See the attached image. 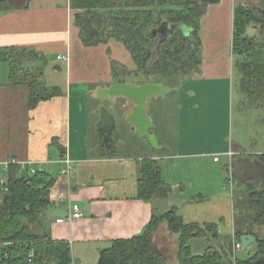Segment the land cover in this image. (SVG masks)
Here are the masks:
<instances>
[{
    "label": "crops",
    "instance_id": "crops-1",
    "mask_svg": "<svg viewBox=\"0 0 264 264\" xmlns=\"http://www.w3.org/2000/svg\"><path fill=\"white\" fill-rule=\"evenodd\" d=\"M70 1L32 0L27 8L0 10V48L27 47L44 54L47 64L42 78L48 87L58 89V93L31 106L30 85L15 83L9 62L0 60V169L7 174V179L10 174L20 175L32 166L53 173L55 182L50 199L53 206L45 212L44 229L53 239H65L71 244L73 264H97L101 252L114 240L142 233L153 213L163 211L159 214H164L171 207H176L188 223H216L221 236L229 232L234 235L236 229L246 232L254 229L263 235V228L253 226L252 221L242 224L236 220L233 192L228 191L225 184L221 189L219 181L214 189L209 178L204 184L194 183V174L190 171L193 166L212 155L213 161L219 160L215 159V150H208L204 141L201 140L204 146L197 148L195 137L203 136L199 131H204L201 128L204 117L198 124L196 118L182 111L192 113L194 106L202 109L210 103L189 107L186 101V109L180 103L179 144L174 151L165 142L161 148L139 157L117 152L101 157L99 151L92 152L86 124L89 100L99 94L101 88L110 87L121 76L134 71L136 65L126 46L115 38L96 46H84L75 21L77 10ZM240 3L264 7V0H220L210 4L201 18L202 60L190 76V80L202 83L200 92H214L216 81H228L234 74V60L227 45L233 36L234 8ZM115 61L119 66L114 69ZM31 63L33 67L40 64L35 60ZM207 82L213 86L204 84ZM190 92L195 95V91ZM73 94L77 97L76 107ZM126 112L130 114L131 110ZM98 120L99 115L96 122ZM183 123L188 127L183 129ZM230 150L234 154L229 155L228 169L234 179L238 178V184L249 187L257 184L260 188L264 184L261 159L264 152L256 150L254 156L239 160L243 162L239 168L234 161L238 151ZM230 150L225 149L226 154ZM144 157L156 158L159 163L161 159L172 161L173 165L160 163L164 180L171 189L167 197L149 201L138 197L139 164ZM67 158L72 160V169L64 174ZM5 161L12 162L9 170L4 168ZM181 168L182 173L188 172V179L180 175ZM71 203L79 204L83 215L70 222H58V218L67 216ZM55 210L59 212L55 214ZM162 225L163 231L155 232V240L166 255L167 242L164 240L162 244L159 239L173 240L176 261L169 260L168 264H179L177 236L167 229V223ZM214 241L211 246L219 244V240Z\"/></svg>",
    "mask_w": 264,
    "mask_h": 264
},
{
    "label": "trees",
    "instance_id": "trees-1",
    "mask_svg": "<svg viewBox=\"0 0 264 264\" xmlns=\"http://www.w3.org/2000/svg\"><path fill=\"white\" fill-rule=\"evenodd\" d=\"M32 0H0V10L27 8ZM220 0H71L76 9L75 21L79 35L86 45H98L110 38L121 41L131 53L136 65L129 74L146 77V81L164 77V69L174 63L176 70L182 67L186 73L197 68L200 63L202 40L200 36L201 18L207 7ZM164 20L172 24H184L187 32L176 30L169 39L156 46L153 31ZM257 25L259 29L254 28ZM251 26L258 32L264 29V16L252 5H235L233 17L232 49L234 66L241 72L242 90L252 100L264 102V34L250 35ZM158 49V50H156ZM41 52L27 47L0 48V60L8 61L11 77L15 83L30 85V103L35 106L41 99L58 93V89L48 87L42 78L46 58ZM40 64L33 67L31 62ZM177 63H181L178 67ZM118 62L113 68H118ZM173 73V71H172ZM126 75V74H125ZM145 81V80H144ZM161 83V82H160ZM100 107V106H99ZM99 110V108H98ZM100 111V110H99ZM98 151L101 157L116 153L115 148H107L102 142ZM264 161V154L261 155ZM12 168V166H11ZM55 182L53 173L36 169L20 175L10 174L6 182H0V241H13L11 247L14 264H73L71 244L55 240L44 229L43 218L46 208L51 205L50 191ZM170 186L163 177L159 160L144 157L139 164L138 197L153 200L167 197ZM246 205L251 211L253 226L263 228L264 232V184L250 190ZM177 236V259L179 264H229L225 251L209 246L201 254H194L189 244L193 238L210 237L222 239L218 225L211 223H188L171 207L164 214L153 213L145 230L128 239L114 240L104 249L97 264H168L164 249L155 240V232L163 223ZM254 233L257 238L255 252L247 258H235L234 264H264V234ZM242 229L235 230V238L240 240ZM34 251V256L29 253Z\"/></svg>",
    "mask_w": 264,
    "mask_h": 264
},
{
    "label": "rangeland",
    "instance_id": "rangeland-1",
    "mask_svg": "<svg viewBox=\"0 0 264 264\" xmlns=\"http://www.w3.org/2000/svg\"><path fill=\"white\" fill-rule=\"evenodd\" d=\"M246 5L252 4L246 3ZM255 30L256 29L253 27L251 28L250 26L248 28V33L250 35H256L258 31L256 30V32ZM173 33L174 32L171 34ZM79 39L83 42L84 46H96L86 45L80 35ZM228 41L227 46L229 55L232 56L234 60L233 49H230L232 38ZM200 52V59L202 60V49ZM180 65L181 63H177L178 67ZM198 65L195 70L198 69ZM164 71V77L160 78V75L162 74L157 73V79H161L160 82L165 91L162 93L158 92L149 98L144 108L147 115L153 120L151 128L152 133L156 134L160 146L165 142H168L170 149L174 151V148L178 147L179 144L178 126L180 103L186 106L185 109L187 108L186 101L189 104V107L197 103H210L209 106L204 105L202 109H197L195 108L196 106H194L191 108L194 110L192 113L182 111V114L191 115L198 121L201 117H204L205 122H203V125L201 126L204 131H199L203 136L197 135V138L195 137L197 140L196 142L198 143L197 148L203 147L204 145L202 144V141H204L208 146L206 147L208 150H215L214 155L217 157V161L219 160V162L213 161L214 157L212 155L210 158L202 159L198 166H193L190 171L192 170L194 174V183L197 185L204 184L206 179L208 180L209 178L212 180L214 189L219 181L221 189L225 184L228 191L230 190L233 192V210L236 215V220L242 224L251 222V211L248 209L245 200L250 190H253L254 188L258 189L259 187L257 184H252L250 187L238 184L237 177L233 179V186L231 185L229 181L231 172L228 169V162L230 161L229 152L232 151L230 149L238 151L234 157V161L237 163L236 167L239 168L243 165L242 161L238 162L239 160L248 156H254L253 153L256 150L264 152V102L252 100L246 96L242 90L240 78L241 72L236 65L234 66V74L228 81L223 79L216 81L214 83L216 90H214V92H211L210 90V92L206 93L199 91V87L202 83L197 82L196 79L190 80L192 71L186 73V70H183L182 67L176 70L174 68V63H171L168 68L164 69ZM126 74L127 76L130 75L128 72ZM129 77H131V82L135 84H140L146 80V77L141 72L139 76L131 74ZM204 84L213 86L209 82ZM108 86L110 85H107V87ZM105 88L106 87L101 89ZM190 91H195V95ZM76 98V95L73 94L74 107H76ZM99 106H106L108 109L115 112L117 127H115L113 135L119 143L116 148H113H115L117 153L139 157L141 155H148L156 150L151 144L149 137L147 135H142L139 128L136 127L135 124L132 123L133 121L129 118L131 115L130 110L132 111L135 106V103L132 100L124 95L100 97V94H94L92 100H89L90 110L88 119H86L89 122H86V124H88V136H90V139H88V146H91L90 149H92V152L98 151V145H100V135L96 128ZM126 111H129L130 114ZM206 122H208V124ZM198 124H200V121ZM185 126L188 127V124L183 123L182 128L184 129ZM208 129L211 130L209 131ZM210 132H212L211 135ZM184 135L189 143L190 140L187 137V132ZM225 149L230 151L226 154ZM190 160L195 161L196 159ZM165 162H169L170 165H173L171 160H160L162 165H164ZM200 164L202 165L200 166ZM180 172H183L182 168L180 169ZM180 175L184 177L183 179H188L187 177L189 174L186 172ZM201 175H203V177H201ZM1 179L6 180L7 174L0 169V180ZM52 206L53 205H49L45 212H49V208ZM54 212L57 214L59 211L55 210ZM162 212L163 211H160L158 214ZM162 226L159 227L160 230H162ZM164 228L165 227L163 226V229ZM167 229L169 228L167 227ZM164 240L167 242V255L169 260L176 261L175 242H172L173 240L170 238L159 239V241H163L161 242L162 244H165ZM214 243L215 241L213 238L199 237L193 238L189 244L191 245L194 254H201ZM218 243L219 244L216 245V247L225 251L226 260L231 261L229 264H234L235 258H247L252 255L256 249V245L252 244L248 249H245L244 247L237 249L235 253L234 235L230 232L222 235V239Z\"/></svg>",
    "mask_w": 264,
    "mask_h": 264
},
{
    "label": "water",
    "instance_id": "water-1",
    "mask_svg": "<svg viewBox=\"0 0 264 264\" xmlns=\"http://www.w3.org/2000/svg\"><path fill=\"white\" fill-rule=\"evenodd\" d=\"M252 9L257 10L264 16V7L260 5H253ZM169 23L167 20L161 25L160 30L164 31L168 27ZM170 32L165 34L167 38L172 32L177 28L182 29L187 32L188 28L184 24H171L169 25ZM254 28L259 29L257 25ZM260 34H264V29L259 31ZM162 83H144L140 86L131 85L127 82L126 78H121L116 84H113L110 88H105L102 90L100 97H111L114 95H124L129 99L134 100L137 103L136 109L131 113L130 119L133 121L136 127L139 128V131L142 135H147L150 139L151 144L157 149L161 148L159 145L158 138L156 134L150 133L148 130L152 127L153 120L150 116L145 114V105L147 99L154 96L156 93H162L165 91L162 87ZM99 120L96 123V128L102 136V142L107 148H113L118 145V141L114 138L113 132L117 125V118L115 112L108 109L106 106H101L99 108ZM240 241L243 244L245 249L257 241L255 235L251 233H244L240 237Z\"/></svg>",
    "mask_w": 264,
    "mask_h": 264
},
{
    "label": "built area",
    "instance_id": "built-area-1",
    "mask_svg": "<svg viewBox=\"0 0 264 264\" xmlns=\"http://www.w3.org/2000/svg\"><path fill=\"white\" fill-rule=\"evenodd\" d=\"M61 58V56H60ZM230 155H233L234 152L230 151L229 152ZM217 160V157L215 158ZM66 166L65 168L62 170L64 174H69L71 172L72 169V160H70L69 158H67L66 160ZM4 163V168L6 170H9L10 165L12 164L11 161H5ZM36 169L34 166L29 167L28 171L31 173H35ZM233 175L230 176V183L233 186ZM50 199H51V191H50ZM83 215V211L81 209V207L79 206V204L76 205V203H71L69 210H68V214L67 216L63 219V218H58L57 221L58 222H64V221H72L76 218H79ZM16 244L13 241H0V264H14V260L12 257V252L11 251V247ZM243 244L240 240H238L237 238H235L234 236V252L236 253V250L239 248H242ZM34 256V251L32 250L29 253V257L32 258Z\"/></svg>",
    "mask_w": 264,
    "mask_h": 264
},
{
    "label": "flooded vegetation",
    "instance_id": "flooded-vegetation-1",
    "mask_svg": "<svg viewBox=\"0 0 264 264\" xmlns=\"http://www.w3.org/2000/svg\"><path fill=\"white\" fill-rule=\"evenodd\" d=\"M165 21V20H164ZM168 21V23H169V25H171L172 23L169 21V20H167ZM164 23V22H163ZM162 23V24H163ZM161 24V25H162ZM161 25H159L154 31H153V43L156 45V46H160L161 44H163L164 42H166L167 41V39L169 38V36L171 35H169L167 38H165L164 36H165V34H167L168 32H170V29H169V25H168V27L164 30V31H161L160 30V27H161ZM179 28H177L176 30H178ZM175 30V31H176ZM174 31V32H175ZM121 78H126L127 79V82H129L131 85H135V86H140V85H142V84H144V83H153L154 82V80H149V81H144V82H142V83H140V84H135V83H132L131 82V79H129L130 77H128V76H121ZM121 78H119V79H121ZM119 79L117 80V82L119 81ZM116 82V83H117ZM156 83H160V82H158V81H155ZM116 83H113V84H116ZM112 84V85H113ZM111 85V86H112ZM110 86V87H111ZM110 87H108V88H110ZM102 90L103 89H101V91L99 92V94H101V92H102ZM131 100V99H130ZM134 103H135V101L134 100H132ZM147 101H148V99H147ZM147 101H146V103H147ZM125 105V104H124ZM123 105V106H124ZM136 107H137V103H135V106H134V108L132 109V111H131V113L136 109ZM100 108V107H99ZM145 114L147 115V113L145 112ZM149 116V115H148ZM116 127H117V125H116ZM152 128V127H151ZM149 129L148 131L151 133L152 132V129Z\"/></svg>",
    "mask_w": 264,
    "mask_h": 264
}]
</instances>
